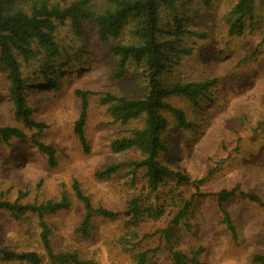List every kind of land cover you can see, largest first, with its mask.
<instances>
[{"label": "rangeland", "instance_id": "374dc122", "mask_svg": "<svg viewBox=\"0 0 264 264\" xmlns=\"http://www.w3.org/2000/svg\"><path fill=\"white\" fill-rule=\"evenodd\" d=\"M41 1L67 7L78 0H23L21 4L28 9ZM208 1L210 4L204 0L177 3L178 27L204 37H182V47L192 53L174 58L162 78L165 83H217L198 107L184 98L168 100L185 113L191 126L187 130L179 128L174 117L164 112L168 129L162 141L167 151L160 156L161 163L173 171L192 181L205 182L198 187H177L175 178H167L159 190V204L164 206L171 188H177L180 197L156 221L134 225L122 217L95 216L90 236L84 238L77 229L85 210L72 190L76 181L95 208L118 213L126 211L133 197L155 204L143 190L147 182L143 170L133 176L123 168L110 179L96 177L109 165L139 159L136 151L113 154L110 145L142 129L144 118L125 125L116 123L108 108L100 104V98L106 94L143 97L147 88L143 69L128 65L125 76L116 78L119 60L109 54L108 43L100 40L94 22L86 23L79 37L69 23L58 26L56 41L69 58L56 62L60 69L47 72L49 78L56 79L55 85L40 84L43 76L33 67L24 71L26 80L32 82L27 87V105L33 118L48 126L38 139L57 154V166L51 168L47 157L33 144L32 137L38 132L25 129L15 118L7 70L0 65V127H15L28 136L25 140L13 139L8 145L0 143V202L12 204L22 194L21 205H39L58 202L66 193L71 208L45 216L55 254L76 253L95 264H136V255L145 251L150 252L148 264H172L171 252H182L189 259L196 253L199 264H264L253 261L254 257H264V208L239 194L229 199L224 208L235 227L234 238L217 201L222 191L239 189L264 202V3L256 1L252 15L243 20V33L237 36L229 34L230 12L237 0ZM89 2L97 15L111 7L107 0ZM173 20V13L163 12L162 28L171 33L178 31ZM132 26L130 22L112 41L137 42L130 35ZM78 90L91 93L85 127L89 153L74 133L81 112ZM190 199L193 205L188 217L174 227V216ZM167 229L172 234L170 243L162 235ZM0 250L36 253L41 257L40 264H53L42 243L39 216L35 213L15 215L0 210ZM0 264L28 263L8 262L0 256Z\"/></svg>", "mask_w": 264, "mask_h": 264}, {"label": "trees", "instance_id": "16d2710c", "mask_svg": "<svg viewBox=\"0 0 264 264\" xmlns=\"http://www.w3.org/2000/svg\"><path fill=\"white\" fill-rule=\"evenodd\" d=\"M23 0H0V65L7 70V80L10 84L9 93L14 105V115L17 121H21L28 130H36L33 135V144L43 153L49 166H57L56 151L41 143L39 134L47 129L45 123H39L33 118L32 109L27 105V87L32 85L24 77V71L33 67L42 76L40 84H48L52 87L56 79L49 78L48 71L60 69L56 64L63 57L69 58L56 41L58 26L69 23L73 33L79 37L84 32L85 24L94 22L98 29V36L101 41L108 43V52L119 60L116 78L125 76L128 65L143 69L147 80L146 94L140 98H126L106 94L100 98V104L108 108V112L116 123L128 124L130 121L144 118L145 123L142 129L133 130L128 136L115 139L110 149L113 154H122L129 151H136L139 159L127 163L112 164L103 171L98 172V179H110L121 169L127 168L133 174L143 170L145 172L146 186L143 190L146 196H152L154 203L142 202L141 197H133L127 203L125 212L118 213L104 208H95L90 197L80 187L78 182L72 184V190L78 201L83 204L85 210L84 220L77 229V232L84 238L91 233L92 221L95 216L106 219L126 218L129 224L136 225L139 222L152 220L156 221L165 216L166 207L175 206L179 195L177 188H171L166 195L165 203L159 204V190L165 184L167 178H175L177 187L180 185L200 186L204 180L192 181L187 175L173 171L163 165L160 161L162 153L167 151L162 141V135L168 129V120L163 113L167 112L175 119L176 125L181 129H189L191 123L186 120L185 113L174 108L168 100L172 98H184L192 102L196 107L206 94L217 83L216 80L200 83H165L163 73L173 63L174 58L181 54L190 55L192 52L187 47H182L185 35L204 37L201 34L192 33L179 28L180 17L177 14V3L179 0H107L110 8L104 13L97 15L91 9L89 0H78L67 7L58 4H50L41 1L25 8ZM257 0H237L234 4L230 17L232 26L229 29L230 35H241L244 31L243 20L252 15ZM264 3V0H262ZM210 4L208 0H204ZM22 5V6H21ZM174 14L175 26L178 31L169 32L162 28L163 12ZM133 23L130 35L137 42L122 43L112 40L118 39L123 30ZM179 28V29H178ZM172 30V28H171ZM171 36V38H168ZM81 99V112L75 124L74 133L79 140L83 150L89 153V146L86 139L85 127L88 119L89 95L85 91H76ZM25 131L15 127H0V143L8 145L13 139H27ZM135 178V177H133ZM239 194L241 197L260 205L264 208V202L254 194L239 192V189L222 191L218 195V206L224 216L228 230L236 237V230L225 210V204L232 197ZM24 195L20 194L14 203L0 202V210L5 209L13 214L26 212L35 213L39 216L41 228V239L45 250L53 264H95L90 260L78 257L76 253L55 254L51 241V231L48 227L45 216L54 215L71 208V199L66 193L61 195L58 202L47 201L42 204L21 205ZM169 203V204H168ZM192 199L185 201L182 207L174 216L171 224L178 227L188 217ZM163 238L167 243L171 242L172 234L170 229L163 232ZM145 251L136 255V264H148V255ZM0 256L8 262H22L28 264H40L41 257L36 253H12L7 250H0ZM189 259L182 252H171L172 264H199L195 258ZM255 262H264V257H254Z\"/></svg>", "mask_w": 264, "mask_h": 264}]
</instances>
